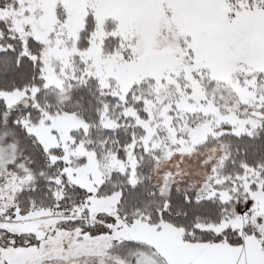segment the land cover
<instances>
[{
  "label": "snow or ice",
  "instance_id": "6c2138e0",
  "mask_svg": "<svg viewBox=\"0 0 264 264\" xmlns=\"http://www.w3.org/2000/svg\"><path fill=\"white\" fill-rule=\"evenodd\" d=\"M0 264H264V0H0Z\"/></svg>",
  "mask_w": 264,
  "mask_h": 264
}]
</instances>
